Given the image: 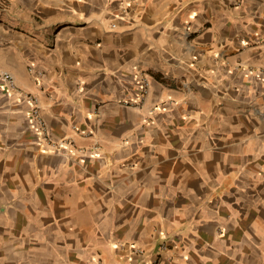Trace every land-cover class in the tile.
<instances>
[{
  "label": "crops",
  "instance_id": "crops-1",
  "mask_svg": "<svg viewBox=\"0 0 264 264\" xmlns=\"http://www.w3.org/2000/svg\"><path fill=\"white\" fill-rule=\"evenodd\" d=\"M1 71L100 151L0 83V264H264V0H0Z\"/></svg>",
  "mask_w": 264,
  "mask_h": 264
},
{
  "label": "built area",
  "instance_id": "built-area-1",
  "mask_svg": "<svg viewBox=\"0 0 264 264\" xmlns=\"http://www.w3.org/2000/svg\"><path fill=\"white\" fill-rule=\"evenodd\" d=\"M116 24L113 23L112 27H115ZM0 83L4 84L5 89H10L13 92L20 95V97L24 100H27L31 107L28 113V118L30 125L33 126L35 130H37L38 134L41 136L40 141L45 145L51 147L53 150H63V149H78L79 152L82 154L84 153H91V154H99L100 147L98 144H94L90 151L83 147H77L73 140L70 139H61V140H53L50 136V132L48 130L47 122L42 112V106L39 100V96L35 93H31L26 91L25 89L21 88L14 75L8 71H1L0 72ZM151 88L150 78L147 75L142 76L140 81V96L136 101H126L125 105L132 106V107H139L142 106L148 93Z\"/></svg>",
  "mask_w": 264,
  "mask_h": 264
}]
</instances>
